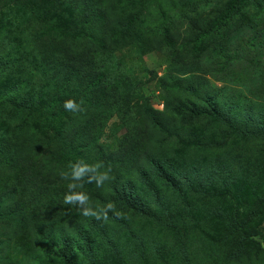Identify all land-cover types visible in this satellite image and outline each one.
Instances as JSON below:
<instances>
[{
  "label": "trees",
  "instance_id": "obj_1",
  "mask_svg": "<svg viewBox=\"0 0 264 264\" xmlns=\"http://www.w3.org/2000/svg\"><path fill=\"white\" fill-rule=\"evenodd\" d=\"M60 1L62 10L47 29L35 23L24 31L20 48L29 56L0 57L1 72L28 68L13 71L11 82L0 86V113L25 112L15 133L0 137V264L11 256L9 250L26 256L44 240L59 239L64 246L72 232L85 236L84 225L94 219L64 204L69 181L60 175L80 159L102 162L115 176L99 188L85 180L90 200L108 193L115 195L113 201H132L133 210L142 213L150 209L139 199L135 181L147 177L144 166H151L183 193L182 207L165 231L173 229L179 255L170 253L168 261L211 264L199 250L208 213H198L201 207L186 198L184 189L198 183L206 190L222 178L198 155L201 150L223 164L221 180L230 186L239 174L253 179L264 168V0H203L186 14L191 22L185 23L162 12L156 19L127 12L120 0ZM38 2L23 0L21 7ZM153 50L168 59L162 75L155 76L161 110L145 99L140 80L132 76L134 63L127 61L129 54L140 57ZM68 99L82 101L83 111H66ZM113 116L111 128L123 134L111 132L115 144L109 147L104 130ZM52 122L66 125L55 138L21 135L38 133ZM161 145L172 158L165 165L159 160ZM237 149L247 156L240 162L244 171L235 175L223 155ZM209 241L217 245L214 238ZM239 243L236 250L216 248L223 264L247 260L241 253L245 248L259 254L257 241ZM12 261L27 264L26 259Z\"/></svg>",
  "mask_w": 264,
  "mask_h": 264
},
{
  "label": "rangeland",
  "instance_id": "obj_2",
  "mask_svg": "<svg viewBox=\"0 0 264 264\" xmlns=\"http://www.w3.org/2000/svg\"><path fill=\"white\" fill-rule=\"evenodd\" d=\"M190 1L120 0V5L130 13L140 11L141 15L149 19L159 18L162 12L171 14L176 23H185L191 22L186 19V14L190 16L197 2L203 0H192L191 3ZM22 4L23 0H0V57L14 53L19 61L21 57L29 56L26 50L20 48L24 40V31L35 23L47 29L48 22L62 10L60 0H39L36 6L29 9L21 7ZM127 61L128 64L134 63L132 76L135 75L140 80L141 91L145 99L151 106L161 110L163 101L155 76H161L166 69L167 57L162 52L153 50L140 57L129 54ZM20 69L28 68L23 66L17 68L16 66L6 70L7 72L0 70V86L9 84L12 72ZM24 113V111H14V109H5L0 113L1 138L11 134ZM115 122L116 117L113 116L104 130L108 134L109 147H114L115 144L112 142L114 139L111 138V132L116 136L123 134V130L119 127L112 126L111 128V124ZM65 126L54 122L46 123L40 127L38 133H21V135L31 139L43 136L55 138L60 129ZM160 148L164 152H161L159 160L165 165L167 158H172L167 154L168 147L161 145ZM198 155L203 156L202 160L208 162L210 169L217 170L223 178L224 173L220 170L222 163L219 164L217 159L205 158L210 155L206 151L201 150ZM223 156L226 158V168H231L232 172L237 175L238 171L242 170L240 162L244 160L243 156L247 155L237 149ZM144 168L148 171L147 177H136L135 186L140 190L139 199L146 203L150 211L137 212L130 205L132 201L116 202L113 201L115 195L108 193H103L101 197L94 196L91 199L94 206H103L111 200L123 215L117 217L109 212L107 221L93 217L91 225H84L85 236L72 232L64 242V246H62L63 241L57 239L44 240L26 256L9 250L11 256H6L1 264H17L12 260L23 262L25 259L27 264H170L168 256L179 254H176L177 246L173 244V229L168 234L165 231L169 227L167 226L168 220L177 216L178 209L182 207L183 193L175 190L161 177L156 176L151 166L145 165ZM248 176L249 174H239L237 183L231 186L224 183L221 178L218 186L210 185L206 190H201L198 183L184 189L186 198L201 207L198 213L202 210L208 213L206 228L203 229L204 231L200 230L204 246L199 250L206 259L211 260V264H223L220 260L222 251L216 249L217 247L236 250L240 248L239 241L242 240L244 243L247 238L259 243V254H255L254 250L249 251L248 248L243 249L241 253H247L248 258L240 264H264V168L259 170L253 179ZM236 225H245L246 228L236 231ZM208 235L209 238L215 239L217 245L209 241ZM225 262L226 264H237Z\"/></svg>",
  "mask_w": 264,
  "mask_h": 264
},
{
  "label": "clouds",
  "instance_id": "obj_3",
  "mask_svg": "<svg viewBox=\"0 0 264 264\" xmlns=\"http://www.w3.org/2000/svg\"><path fill=\"white\" fill-rule=\"evenodd\" d=\"M82 103V101L77 103L74 99H68L64 103V108L69 112H80L83 111ZM60 175L62 179L69 181L63 201L65 205H75L81 210L83 216L94 217L97 220L107 221L109 212L117 217L123 215L111 200L103 206H94L89 195L84 191L85 180L87 183H94L99 188L115 179L111 168H105L102 162L88 163L80 159L71 163L69 170L61 172Z\"/></svg>",
  "mask_w": 264,
  "mask_h": 264
}]
</instances>
